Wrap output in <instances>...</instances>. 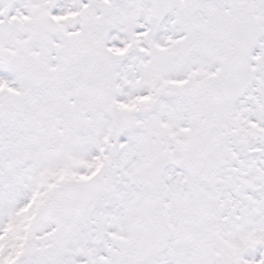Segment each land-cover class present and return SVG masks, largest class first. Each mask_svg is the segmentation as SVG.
Returning a JSON list of instances; mask_svg holds the SVG:
<instances>
[{"label": "snow or ice", "instance_id": "6c2138e0", "mask_svg": "<svg viewBox=\"0 0 264 264\" xmlns=\"http://www.w3.org/2000/svg\"><path fill=\"white\" fill-rule=\"evenodd\" d=\"M0 264H264V0H0Z\"/></svg>", "mask_w": 264, "mask_h": 264}]
</instances>
